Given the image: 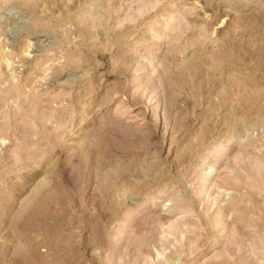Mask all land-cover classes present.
<instances>
[{
    "label": "rangeland",
    "instance_id": "1",
    "mask_svg": "<svg viewBox=\"0 0 264 264\" xmlns=\"http://www.w3.org/2000/svg\"><path fill=\"white\" fill-rule=\"evenodd\" d=\"M0 264H264V0H0Z\"/></svg>",
    "mask_w": 264,
    "mask_h": 264
}]
</instances>
